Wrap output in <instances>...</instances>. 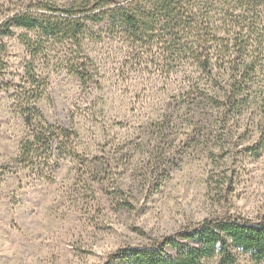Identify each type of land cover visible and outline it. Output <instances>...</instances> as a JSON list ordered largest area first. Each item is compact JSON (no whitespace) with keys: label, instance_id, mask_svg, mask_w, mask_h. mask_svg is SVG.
Returning a JSON list of instances; mask_svg holds the SVG:
<instances>
[{"label":"rangeland","instance_id":"obj_1","mask_svg":"<svg viewBox=\"0 0 264 264\" xmlns=\"http://www.w3.org/2000/svg\"><path fill=\"white\" fill-rule=\"evenodd\" d=\"M23 1L0 0V22ZM14 32L5 42L10 67L19 70L23 49ZM89 49L99 88L82 90L75 77L43 70L49 87L39 107L47 120L73 127L79 151L109 165L111 179L93 183L68 158L51 181L19 171L13 157L24 122L1 91L0 167L10 171L0 184V264H101L120 247L151 243L206 218L264 217V149L258 157L246 151L264 137V80L252 89V103L223 125L206 107L179 103L187 90L181 81L138 67L118 39L100 32ZM160 150L177 167L159 188L162 169L150 153ZM234 252L239 264H254Z\"/></svg>","mask_w":264,"mask_h":264},{"label":"trees","instance_id":"obj_2","mask_svg":"<svg viewBox=\"0 0 264 264\" xmlns=\"http://www.w3.org/2000/svg\"><path fill=\"white\" fill-rule=\"evenodd\" d=\"M14 30L23 49L19 70L11 69L5 42ZM100 32L118 39L138 67L179 79L187 88L176 97L179 103L206 107L211 120L223 125L252 103V89L264 80V0H79L62 6L24 0L0 22V92L8 94L25 127L13 162L34 179L51 181L67 158L93 183L111 179L109 165L79 151L78 132L47 120L39 107L49 87L43 70L75 77L82 90L99 88L89 44ZM161 121L154 123L158 132ZM263 149L262 136L257 148L246 151L258 157ZM150 156L162 169L160 188L177 165L162 159L161 150ZM9 171L0 167V184ZM234 251L264 264V217L206 218L151 243L120 247L101 264H239Z\"/></svg>","mask_w":264,"mask_h":264}]
</instances>
